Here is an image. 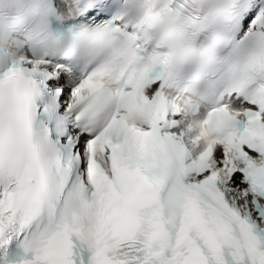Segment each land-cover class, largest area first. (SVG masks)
<instances>
[{
  "label": "snow or ice",
  "instance_id": "snow-or-ice-1",
  "mask_svg": "<svg viewBox=\"0 0 264 264\" xmlns=\"http://www.w3.org/2000/svg\"><path fill=\"white\" fill-rule=\"evenodd\" d=\"M0 264H264V0H0Z\"/></svg>",
  "mask_w": 264,
  "mask_h": 264
}]
</instances>
